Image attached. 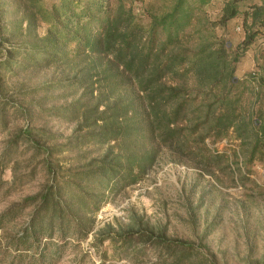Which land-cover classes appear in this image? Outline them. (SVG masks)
Returning a JSON list of instances; mask_svg holds the SVG:
<instances>
[{"label": "trees", "instance_id": "trees-1", "mask_svg": "<svg viewBox=\"0 0 264 264\" xmlns=\"http://www.w3.org/2000/svg\"><path fill=\"white\" fill-rule=\"evenodd\" d=\"M210 1L24 0L20 5L0 0L1 64L22 66L33 54L43 65L64 66L58 82L70 91L72 100L64 110L75 121L68 136L26 125L6 140L1 159L5 165L4 160L11 162L10 186L42 175L36 192L0 213L1 228L30 208L21 234L11 237L15 253L8 264H43L42 239L51 243L48 254H57L65 239L86 238L105 193L138 182L153 164L157 149L151 141L196 158L200 153L189 144L193 134L200 133L197 143L204 145L207 138H225L231 129L239 141L243 177L255 162L264 164V75L258 77L262 85L248 107L234 82L239 58L264 34V0H224L217 19L205 17L202 27L194 25L191 31L193 22L201 21L192 4L200 8ZM240 12L241 41L234 45L215 35L214 28L225 27ZM12 39H20L19 47H4ZM196 111L198 120L183 126ZM88 144L101 153L87 157ZM20 153L35 160L28 173L17 172L15 156ZM65 153H75L70 158L77 165L61 166L59 155ZM199 156L209 171L223 168L226 155L205 149ZM135 222L136 230L116 231L107 223L93 232V246L106 240L126 247L149 242L161 264H216L198 257L191 242L166 236L164 227L148 229L140 219ZM247 264H264V253Z\"/></svg>", "mask_w": 264, "mask_h": 264}, {"label": "rangeland", "instance_id": "rangeland-1", "mask_svg": "<svg viewBox=\"0 0 264 264\" xmlns=\"http://www.w3.org/2000/svg\"><path fill=\"white\" fill-rule=\"evenodd\" d=\"M153 1L158 5L164 3V0ZM18 2L22 5L24 0ZM137 3L140 5L141 2ZM223 3L224 0H211L200 8L196 3L192 4L195 7L193 15L200 17L201 21L196 19L190 27L191 31L194 25L200 29L205 17L217 19ZM242 19L240 12L225 27H216L212 31L215 35L231 39L235 45L244 36ZM190 28L186 27V30ZM192 35L196 39L197 30L194 29ZM19 43L20 39H12L4 47L17 49ZM2 53L0 47V114H3L0 118V213L12 203L36 192L42 182V175L38 173L10 186L8 167L11 162L4 160L5 165L1 159L6 140L17 128L26 125L44 127L63 136H68L75 125L71 115L64 110L72 96L66 88H60L58 82L66 73L64 66L43 65L33 54H29V58L23 59L25 64L8 68L1 64ZM260 74L264 75L263 33L257 36L235 66L234 82H239L243 106L252 104L255 93L261 87L264 91V86L258 81ZM199 114L197 111L191 113V120L183 126L191 127ZM255 122L258 123V119L255 118ZM200 135L193 134L189 144L195 146L200 154L205 149L224 153L223 168L213 167L207 171L198 162L200 154L190 158L192 154H177L151 141L157 149L156 157L141 180L128 186H117L105 193L104 203L94 215L93 231L83 240L65 239L59 253L48 254L46 248L51 243L42 239L44 250L39 251L44 256L43 264H161L162 259L156 256L149 242L126 247L106 240L99 246H93L95 230L107 223L112 231L128 227L136 230V219H140L148 229L161 226L165 228L166 236L191 242L193 252L199 253L198 257H210L216 264H247L250 259L260 258L264 253V164L255 162L252 171L243 177L244 169L238 155L239 141L231 129L225 138L215 142L207 138L204 145L197 143ZM86 149L89 151L87 157L101 153L95 144L86 145ZM234 151H237V157ZM74 154H60L61 166L77 165L70 158ZM15 159L18 161L17 172L21 174L30 172L35 161L23 153L16 155ZM235 161L239 162L238 167ZM29 213L30 208L25 209L14 221L5 222L0 228V264H8L12 253H15L11 237L21 234ZM54 246L57 247V244Z\"/></svg>", "mask_w": 264, "mask_h": 264}]
</instances>
